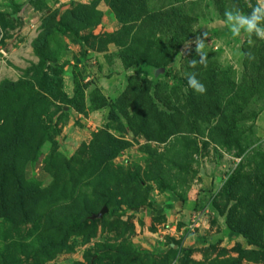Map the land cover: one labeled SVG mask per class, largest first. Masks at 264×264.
I'll use <instances>...</instances> for the list:
<instances>
[{"label":"rangeland","instance_id":"obj_1","mask_svg":"<svg viewBox=\"0 0 264 264\" xmlns=\"http://www.w3.org/2000/svg\"><path fill=\"white\" fill-rule=\"evenodd\" d=\"M256 3L0 0V264H264V40L224 16ZM167 200L197 203L150 250Z\"/></svg>","mask_w":264,"mask_h":264},{"label":"crops","instance_id":"obj_2","mask_svg":"<svg viewBox=\"0 0 264 264\" xmlns=\"http://www.w3.org/2000/svg\"><path fill=\"white\" fill-rule=\"evenodd\" d=\"M104 17L106 20L110 18L107 10ZM196 203L195 200H187L185 203L167 200L163 207L143 210L140 217L143 216L149 226L147 225L144 233L138 236L141 245L150 250L166 249V240L181 235L186 229L184 221L190 218L189 213L194 210Z\"/></svg>","mask_w":264,"mask_h":264},{"label":"clouds","instance_id":"obj_3","mask_svg":"<svg viewBox=\"0 0 264 264\" xmlns=\"http://www.w3.org/2000/svg\"><path fill=\"white\" fill-rule=\"evenodd\" d=\"M249 7H251V11L247 14L238 8L226 10L224 13L225 23L233 38H237L244 33L250 39L255 36L258 39L264 40V0H257L256 5H249ZM195 44V50L200 59L199 61L193 59L191 62L193 66L197 63L203 64L207 56V53L204 51V39L197 37ZM246 55L248 58H251V53ZM186 79L188 87L195 92L202 94L206 91L205 86L197 79L195 73L187 74Z\"/></svg>","mask_w":264,"mask_h":264},{"label":"trees","instance_id":"obj_4","mask_svg":"<svg viewBox=\"0 0 264 264\" xmlns=\"http://www.w3.org/2000/svg\"><path fill=\"white\" fill-rule=\"evenodd\" d=\"M10 18H14V16H9ZM39 58L43 62V57L39 54ZM45 83L40 84V89L45 93L57 97L62 86V68L56 64L49 66L47 73L45 74ZM27 89H31L32 85L29 83L24 84Z\"/></svg>","mask_w":264,"mask_h":264},{"label":"water","instance_id":"obj_5","mask_svg":"<svg viewBox=\"0 0 264 264\" xmlns=\"http://www.w3.org/2000/svg\"><path fill=\"white\" fill-rule=\"evenodd\" d=\"M105 212H106V209L104 208L101 210V212L98 215L95 216V218L101 217Z\"/></svg>","mask_w":264,"mask_h":264}]
</instances>
